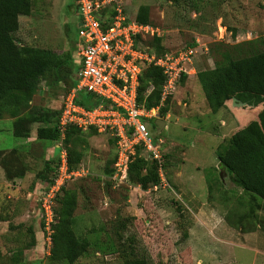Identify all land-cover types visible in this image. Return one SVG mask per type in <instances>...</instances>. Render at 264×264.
Instances as JSON below:
<instances>
[{
    "label": "rangeland",
    "instance_id": "obj_1",
    "mask_svg": "<svg viewBox=\"0 0 264 264\" xmlns=\"http://www.w3.org/2000/svg\"><path fill=\"white\" fill-rule=\"evenodd\" d=\"M140 5L148 6L149 20L168 52L194 40L195 53L186 65L193 72L173 91L164 119L158 117L165 122L161 131L148 124L160 154H166L156 188L130 183L127 172L123 179L104 173L116 151L109 134H83L76 141L84 173L64 188L74 190L77 198L73 231L89 245L75 264H122L123 253L130 250L148 264H264V199L219 169L215 153L241 118L226 107L213 112L194 75L214 66L213 43L264 38V0L123 1V9L134 15ZM77 29L74 0H33L31 14L19 16L14 36L21 44L69 51L74 62ZM68 83L41 80L30 104L58 110ZM9 118L0 119V151L16 149L28 170L7 181L0 167V264H10L11 251L30 239L29 227L36 244L24 251L20 264H50L34 199L46 182L39 175L44 161L58 164L59 140L37 138V122L27 138L15 137ZM120 221L126 225L119 239L115 229Z\"/></svg>",
    "mask_w": 264,
    "mask_h": 264
},
{
    "label": "trees",
    "instance_id": "obj_2",
    "mask_svg": "<svg viewBox=\"0 0 264 264\" xmlns=\"http://www.w3.org/2000/svg\"><path fill=\"white\" fill-rule=\"evenodd\" d=\"M32 5L33 0H0V119L10 117L11 132L15 137L27 138L31 126L37 122V138L59 140L60 134L55 125L59 111L31 105L30 99L41 80L48 81L47 85L52 81L68 80L65 93L69 91L77 80V63L76 58L73 62L69 51L58 53L50 48L21 44L15 39L19 16L30 15ZM125 12L130 13V10ZM128 15L138 22L151 24L147 5H140L135 15ZM143 42L156 56L168 52L159 35L147 37ZM193 45L194 40L187 44ZM213 50L216 52L214 66L197 70L194 74L196 81L213 112L226 107L234 116L241 118L237 129L215 149L219 169L228 172L244 190L264 199V38L257 37L232 45L213 43ZM188 76L181 74L179 82ZM164 82L159 66L148 64L142 67L136 101L144 109L158 107L157 116L148 120L153 127H156L154 120L158 117L164 119L170 108L173 93L160 102ZM76 99L85 108L102 102L94 94L84 91L79 92ZM94 133L96 130L83 132L73 127L66 131L63 144L69 167L81 166L83 152L75 149L76 141L82 139L83 134L89 136ZM157 140V137L153 138L155 143ZM165 159L166 154L162 152L160 162L146 157L141 154V147L137 146L127 166L128 181L143 190L154 188L160 183L159 169L165 168ZM115 160L116 151L104 169L106 175L113 174ZM50 163L51 160H45L39 174L46 181L44 184L51 182L55 175V163L53 166ZM0 167L7 181L22 178L28 170L16 149L9 153L0 151ZM76 201L74 190L64 186L54 200L50 244L48 247L44 244L49 249L50 264H75L89 245L86 238L77 236L73 231ZM39 224L42 226L41 221ZM125 225L120 221L116 226L115 234L119 239ZM28 231L30 239L11 251L8 258L10 264H20L24 251L35 245L33 228L29 227ZM123 254L122 264H148L146 258L135 256L131 250ZM2 259L0 250V261Z\"/></svg>",
    "mask_w": 264,
    "mask_h": 264
},
{
    "label": "built area",
    "instance_id": "obj_3",
    "mask_svg": "<svg viewBox=\"0 0 264 264\" xmlns=\"http://www.w3.org/2000/svg\"><path fill=\"white\" fill-rule=\"evenodd\" d=\"M124 0H74L78 17V40L75 43L77 80L60 101L56 127L59 131V161L51 182L37 193L41 231L46 247L50 244L54 200L67 181L84 173L81 166L71 168L67 162L63 139L66 131L76 128L107 133L115 140L116 160L112 178H125L127 166L136 147L151 159L161 161L158 144L148 129V120L157 116L158 107L144 109L136 94L142 67L154 64L162 69L165 82L160 102L173 93L181 74L193 72L194 46L166 52L161 56L148 50L143 40L159 35L156 27L131 18L123 9ZM191 71V72H190ZM89 92L102 100L91 108L77 102L79 92ZM161 168L159 169L161 184ZM157 186H154L156 188Z\"/></svg>",
    "mask_w": 264,
    "mask_h": 264
},
{
    "label": "water",
    "instance_id": "obj_4",
    "mask_svg": "<svg viewBox=\"0 0 264 264\" xmlns=\"http://www.w3.org/2000/svg\"><path fill=\"white\" fill-rule=\"evenodd\" d=\"M154 124H155V126L158 127V132H160V131H161V128L164 127L165 122H164L162 119L156 118V119L154 120Z\"/></svg>",
    "mask_w": 264,
    "mask_h": 264
},
{
    "label": "crops",
    "instance_id": "obj_5",
    "mask_svg": "<svg viewBox=\"0 0 264 264\" xmlns=\"http://www.w3.org/2000/svg\"><path fill=\"white\" fill-rule=\"evenodd\" d=\"M224 108V107H223ZM165 126V125H164ZM92 130H94V129H90V130H88V131H92ZM88 131H86V132H88ZM157 132H158V129L156 130ZM97 132V131H96ZM47 159V158H46ZM41 185V184H40ZM39 185V186H40ZM37 186V185H36ZM38 187V186H37ZM37 195V194H36ZM36 202H37V197L35 196V199H34ZM37 212H38V207H37ZM39 213V212H38ZM38 213H37V217H38V222L40 221V218H39V216H38ZM41 234H43L42 233V231H41ZM36 244V243H35ZM35 246V245H34ZM33 246V247H34ZM36 246H38V245H36ZM33 247H31V249L33 248ZM26 250H29V249H26Z\"/></svg>",
    "mask_w": 264,
    "mask_h": 264
}]
</instances>
